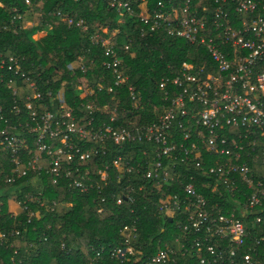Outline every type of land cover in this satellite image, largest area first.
Masks as SVG:
<instances>
[{
	"label": "built area",
	"instance_id": "built-area-1",
	"mask_svg": "<svg viewBox=\"0 0 264 264\" xmlns=\"http://www.w3.org/2000/svg\"><path fill=\"white\" fill-rule=\"evenodd\" d=\"M102 1L117 11L119 24L134 17L148 33L184 40L206 58L200 65L183 63L177 76L160 81L159 88L168 105L157 123L128 129L113 125L117 112L108 106L98 112L107 115L109 123L97 127L91 117L96 111L92 104L86 106L87 114L80 118L71 110H47L40 104L42 94L36 80L23 70L17 57L0 50V84L9 92L11 101L10 105L4 99L0 103V153L7 155L12 165L9 177L3 178L0 173V182L14 184L29 172L45 171L52 176L53 184L64 177L69 191L88 195L99 184L91 183L89 171L80 169L88 165L93 155L103 153L108 144L119 149L148 144L152 156L142 177L156 184H181L182 199L176 194L167 197L158 205V212L168 217L187 212L189 226L195 233L203 234L201 240L196 239L191 245L197 255L207 253L214 264H260L264 258V236L250 238L245 224L234 217L235 210L228 216L216 210L214 216L207 210L204 195L194 186V178L191 176L183 183L175 169L178 164H193L194 169L214 181L209 187L213 194L219 191V182L233 197L235 192L246 190L247 200L240 205L239 215L255 213L253 224L262 222L259 213L264 212V181L256 179L255 162L264 171V0H212V4L203 6L195 0H158L150 7L148 0ZM25 4L30 7L31 0H25ZM63 19L68 28L86 31L82 20L75 22L67 16ZM116 33L105 36L104 29L102 33H93L91 40L103 48L106 59L102 67L111 74L114 86L121 87L127 85L128 78L114 51ZM72 69L87 72L81 62ZM18 81L28 92L18 87ZM169 84L175 92L173 97L167 90ZM127 89L131 103L137 105L134 88ZM199 128L205 134L193 135ZM177 131L181 133L180 141L174 139ZM91 143L98 147L87 149ZM143 154L147 156L146 152ZM111 167L118 179L133 175L136 169L120 155L112 160ZM107 168L97 172L102 186L107 185ZM116 203L120 205L122 199L117 198ZM1 205L0 202V208ZM120 234L122 245L109 253L117 264H125L137 253L139 232L136 225H126ZM247 239L253 243L254 255L243 254L241 261L237 260ZM221 241L226 243L227 252L218 246ZM175 243L179 241L175 239ZM163 247L142 264H165L178 253L167 243ZM179 249L185 250L184 246ZM204 262L201 258L200 263Z\"/></svg>",
	"mask_w": 264,
	"mask_h": 264
},
{
	"label": "trees",
	"instance_id": "trees-1",
	"mask_svg": "<svg viewBox=\"0 0 264 264\" xmlns=\"http://www.w3.org/2000/svg\"><path fill=\"white\" fill-rule=\"evenodd\" d=\"M148 1L150 7L158 0ZM195 3L203 6L213 1L195 0ZM0 4V50L7 56L17 57L23 70L36 80L42 94L40 104L52 112L71 110L77 118L87 114L86 106L92 104L96 110L91 116L95 127L109 123V117L98 112L103 106L116 109L118 119L114 126L131 129L157 123L168 105L159 88L160 81L177 76L183 63L200 65L206 58L199 56L196 46L184 40L168 38L162 33H148L134 17L119 24L117 11L102 0H31L30 7L26 6L25 0H0ZM29 12H41L42 15L35 27L27 29L23 24ZM135 12L137 14L139 10L135 8ZM17 16L22 19L16 20ZM64 16L75 22L82 20L86 31L68 28ZM104 29L107 30L105 36L117 31L113 38L114 51L122 60L123 74L128 78L126 86H114L111 74L102 67L106 59L103 48L92 43L91 35L102 33ZM41 31H45V35L34 39ZM78 62L87 68L86 73L72 69ZM83 82L86 83L85 90L80 88ZM128 86L135 90L137 105L130 101ZM18 87H22L20 81ZM99 87L102 89L98 90ZM109 88L111 93L107 92ZM21 89L28 92L25 86ZM167 90L173 97L175 92L170 84ZM2 99L6 105L11 104L9 92L0 84V103ZM178 132L174 139L180 141L182 137ZM197 133L205 134L201 128L193 135ZM97 147L98 144L91 143L87 149ZM103 149V153L93 155L88 165L80 169L81 172L88 170L89 181L99 184V188L95 186L88 195L69 191L64 177L53 184L52 176L45 171L29 172L14 184L0 182V264H117L109 251L122 245L120 230L126 225H136L139 238L135 257L125 264H142L163 250L165 243L178 252L165 264H201V258L204 264H214L207 253L203 252L200 257L191 248L203 234L195 233L189 226L186 211L171 217L158 212V205L167 197L176 194L182 199V191L177 181L156 184L143 179L146 163L152 156L151 146L133 144L119 149L108 144ZM118 155L134 165L133 175L118 179L117 172L111 167L112 160ZM255 163L256 179L264 181V171ZM105 167H108V181L102 186L97 172ZM11 171L8 156L0 153L2 177H9ZM175 171L183 183L191 176L194 178V186L204 195L207 210L214 216L217 211L228 216L235 210L234 217L245 224L250 238L264 236V212L259 213L262 222L257 225L253 224L255 213L239 215L240 205L247 200L246 190L240 194L235 192L233 197L219 182L220 189L213 194L210 188L214 181L194 169L193 164H178ZM203 185L208 188H202ZM130 190L133 191L129 193ZM119 197L122 199L120 205L116 203ZM11 198L22 208L20 213L9 212L8 200ZM99 209H102L100 214ZM252 244L251 239L246 240L237 260L243 254L254 255ZM181 246L185 250H180ZM218 246L228 251L224 241L218 242ZM136 259L140 260L137 262ZM260 264H264V258Z\"/></svg>",
	"mask_w": 264,
	"mask_h": 264
},
{
	"label": "rangeland",
	"instance_id": "rangeland-1",
	"mask_svg": "<svg viewBox=\"0 0 264 264\" xmlns=\"http://www.w3.org/2000/svg\"><path fill=\"white\" fill-rule=\"evenodd\" d=\"M36 13L30 12L26 15L25 20H24V24H23V26L25 28L30 29L31 27H35L39 23L40 15H42V14H41V12H36ZM45 33H46L45 31L38 32L37 34L34 35V39H40L41 37H43L45 35ZM80 88L85 90L86 89V83L83 82L81 84ZM9 200H12L20 208L19 204L15 201L14 198H11ZM19 212H21V208H20Z\"/></svg>",
	"mask_w": 264,
	"mask_h": 264
},
{
	"label": "crops",
	"instance_id": "crops-1",
	"mask_svg": "<svg viewBox=\"0 0 264 264\" xmlns=\"http://www.w3.org/2000/svg\"><path fill=\"white\" fill-rule=\"evenodd\" d=\"M8 209H9V212L11 213H14V214L20 213L19 212L20 208L12 200H8Z\"/></svg>",
	"mask_w": 264,
	"mask_h": 264
}]
</instances>
